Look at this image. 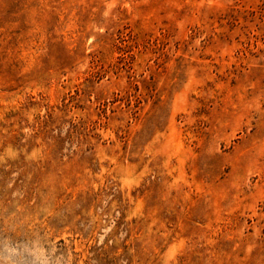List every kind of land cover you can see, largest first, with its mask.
<instances>
[{"label": "rangeland", "instance_id": "1", "mask_svg": "<svg viewBox=\"0 0 264 264\" xmlns=\"http://www.w3.org/2000/svg\"><path fill=\"white\" fill-rule=\"evenodd\" d=\"M0 264H264V0H0Z\"/></svg>", "mask_w": 264, "mask_h": 264}]
</instances>
